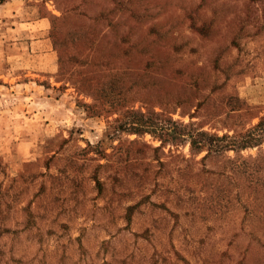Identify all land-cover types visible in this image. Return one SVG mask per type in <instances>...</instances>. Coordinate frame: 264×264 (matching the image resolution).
<instances>
[{"label": "rangeland", "instance_id": "374dc122", "mask_svg": "<svg viewBox=\"0 0 264 264\" xmlns=\"http://www.w3.org/2000/svg\"><path fill=\"white\" fill-rule=\"evenodd\" d=\"M62 14L66 66L127 106L219 136L264 115V0H0V264H264V137L200 161L109 134L122 109L59 75Z\"/></svg>", "mask_w": 264, "mask_h": 264}, {"label": "trees", "instance_id": "16d2710c", "mask_svg": "<svg viewBox=\"0 0 264 264\" xmlns=\"http://www.w3.org/2000/svg\"><path fill=\"white\" fill-rule=\"evenodd\" d=\"M65 18L66 14H62L59 17L53 16L51 19L53 44L59 50L61 49L62 41L56 36L58 34L57 23L61 20L64 21ZM65 58H67L65 51L61 49L58 56L59 75L62 79L71 81V84L77 90L87 91L92 95L94 98L92 104L86 106L89 113L98 115L101 112L109 113L110 110L120 111L122 109L121 117L115 118L114 123L109 125V134L117 135L119 132H126L143 135L147 133L159 140V145L153 146L151 148L152 151L161 149L168 142L171 144L187 142L191 154L195 155L204 151V154L200 157V161L209 155L220 154L223 151H238L251 146H257L264 137V115L259 117L253 126L245 129L243 132H238L236 136L226 133L219 136L218 134L199 128L193 129L190 123L188 125L177 123L161 112L154 110L141 112L135 110L131 106L126 105L127 101L125 99L128 93L117 84L119 82H116L115 77H113L114 75L111 74V78L108 81L99 82L97 85L90 84L89 78L81 77L78 71H72L66 66ZM238 100L240 99L236 97L234 102L237 103ZM176 101V103H180L179 100ZM237 109L230 108L232 112L237 111ZM96 183L97 186L100 184L99 181H96Z\"/></svg>", "mask_w": 264, "mask_h": 264}]
</instances>
